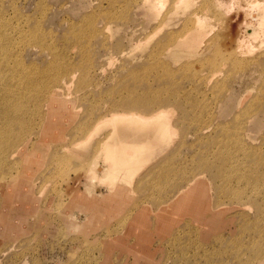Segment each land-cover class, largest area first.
<instances>
[{"label":"rangeland","instance_id":"rangeland-1","mask_svg":"<svg viewBox=\"0 0 264 264\" xmlns=\"http://www.w3.org/2000/svg\"><path fill=\"white\" fill-rule=\"evenodd\" d=\"M111 130L166 148L86 208ZM0 264H264V0H0Z\"/></svg>","mask_w":264,"mask_h":264},{"label":"crops","instance_id":"crops-1","mask_svg":"<svg viewBox=\"0 0 264 264\" xmlns=\"http://www.w3.org/2000/svg\"><path fill=\"white\" fill-rule=\"evenodd\" d=\"M97 129L93 136L90 137L88 140L84 139L82 141H80L78 144L80 147H85L87 145L90 144V141L92 140V138L97 135L99 133V131L101 130ZM120 131V130H119ZM112 132L113 130L110 131V135L108 134L107 137L101 142V148L99 153L96 155V157H98V164L96 162V157L93 161V164L91 166V171H93V169H95V165L97 164V166H100L96 169L97 174L99 176H101V173L104 170H107V184L106 185H100L99 183H96V188L94 190H88V187H90L91 183L89 182L88 184H86L84 186V190L83 193H81L80 197H77L78 200L84 201L89 203L90 205L87 206L86 208H89L90 206H99V204L101 202H107L110 200H113L114 198L116 199H120V194H121V190L118 191L119 186L122 184H127V185H132L133 183V179L135 176H137L139 174V172L144 169V167H146L149 163L152 162L153 159H155L158 154L163 153V150H165L166 147L161 148L160 145L157 144H152L153 141H150L148 143L152 144H147L144 143L142 141H138V142H130L131 138L130 135L131 134H123V132L119 133L117 135V138H119V143L114 142L111 140L112 137ZM50 136V135H48ZM46 136V137H48ZM153 140V139H152ZM167 145V144H166ZM168 148V147H167ZM106 159H109L111 162L110 164L106 162ZM100 171V172H99ZM16 180V179H15ZM15 180H12V182L10 183L13 184V188L11 190H7L5 196L7 197L6 199H12L13 196H15L16 198H26L25 192L21 191L20 188V184H14V182H16ZM197 183V182H196ZM195 182L192 183L193 188L191 189L192 185L190 187H188L187 189L179 192L175 198L173 199L172 204L176 203V207L178 210V206L181 203V201H183L185 198L188 200V203L191 202V197L193 195V193L197 192L198 189H200V185L199 183L196 184ZM107 187L108 190L113 194H115L114 196H105L102 192V187ZM91 192V193H90ZM29 195V193H27V196ZM9 197V199H8ZM77 200V201H78ZM170 204V205H172ZM84 205V204H83ZM168 205V206H170ZM182 207L179 206V210H181ZM81 215H75L73 218H76V220L80 219ZM76 222V225L78 227H82L84 226V222H82V220H79ZM143 251L145 250H149L148 247H146V249L144 250V248H142ZM146 252V251H145Z\"/></svg>","mask_w":264,"mask_h":264},{"label":"bare ground","instance_id":"bare-ground-1","mask_svg":"<svg viewBox=\"0 0 264 264\" xmlns=\"http://www.w3.org/2000/svg\"><path fill=\"white\" fill-rule=\"evenodd\" d=\"M251 16H252L255 20H258V18H259L257 13H253ZM195 19H196V18H195ZM199 20H200V19H198V20L196 19V21H198V22H199ZM190 21H191V19H190ZM196 21H195V23H198V22H196ZM200 21H201V20H200ZM201 22H202V21H201ZM248 29H249V28H248ZM248 32H249V34H252L253 31L249 29ZM188 43H190L189 40H188V41H185V42H184V41H183V42L180 41V42L178 43V45H182V44H187V45H188ZM154 98H155V97H154ZM132 101H133V100H132ZM130 102H131V101H130ZM131 103H132V102H131ZM132 106H133V105H132ZM135 106H136V105H135ZM133 107H134V106H133ZM147 108H148V107H147ZM149 108H150V107H149ZM16 116H17V115H16ZM15 118H16V117H15ZM12 119H14V118H12ZM19 119H20V118H19ZM14 120H15V119H14ZM16 121H17V120H16ZM13 128H14V127H13ZM22 132H23V131H22ZM14 133H15V132H14ZM107 161L109 162V160H107ZM110 162H111V161H110ZM110 162H109V164H110ZM98 167H100V166H98ZM98 167H96V169H97ZM97 171H98V170H97ZM99 172H100V171H99ZM101 175H103L104 178L107 177V175H108V174H107V170H104V171L101 173ZM104 175H105V176H104ZM97 176L100 177L99 175H97ZM97 176H95V174H94V178L97 177ZM106 179H107V178H106ZM106 179H104V180H106ZM106 181H107V180H106ZM106 181H104V182L107 183Z\"/></svg>","mask_w":264,"mask_h":264}]
</instances>
